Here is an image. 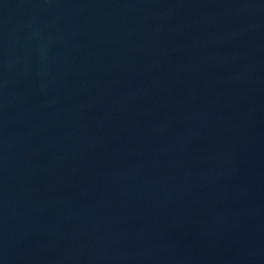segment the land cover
<instances>
[{"label":"water","instance_id":"1","mask_svg":"<svg viewBox=\"0 0 264 264\" xmlns=\"http://www.w3.org/2000/svg\"><path fill=\"white\" fill-rule=\"evenodd\" d=\"M0 264H264V0H0Z\"/></svg>","mask_w":264,"mask_h":264}]
</instances>
